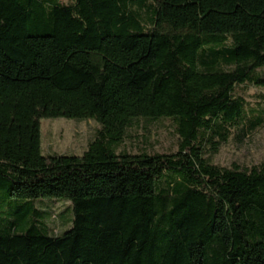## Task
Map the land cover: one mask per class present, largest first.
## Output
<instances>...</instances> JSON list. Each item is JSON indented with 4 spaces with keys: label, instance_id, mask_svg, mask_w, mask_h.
Masks as SVG:
<instances>
[{
    "label": "trees",
    "instance_id": "1",
    "mask_svg": "<svg viewBox=\"0 0 264 264\" xmlns=\"http://www.w3.org/2000/svg\"><path fill=\"white\" fill-rule=\"evenodd\" d=\"M245 85L264 88V0H0V215L22 202L0 264H264V164L210 161L264 123ZM58 118L100 125L82 156L43 154ZM141 119L171 120L177 152L118 153Z\"/></svg>",
    "mask_w": 264,
    "mask_h": 264
},
{
    "label": "rangeland",
    "instance_id": "2",
    "mask_svg": "<svg viewBox=\"0 0 264 264\" xmlns=\"http://www.w3.org/2000/svg\"><path fill=\"white\" fill-rule=\"evenodd\" d=\"M236 95L243 97L250 109L264 111V88L245 85L237 89ZM100 129V125L93 120L44 119L41 121L42 152L44 155L82 156L87 151L89 144L96 139ZM177 150L178 137L171 120L150 121L141 119L134 121L128 129L124 142L117 149V152L173 154ZM210 161L218 167L227 169L234 166L241 169H251L263 165L264 123L252 133L236 132L217 154L210 157ZM4 203L6 204H4L6 214H1L0 219L4 216L7 218L16 216L18 207L22 205V202L17 203L15 200L4 201ZM41 203L45 206H40ZM35 204L38 209L45 213V217L50 219L45 220V224L51 234L62 235L72 227L71 222L74 215L71 202L58 199H40L36 200ZM47 204L48 206H46Z\"/></svg>",
    "mask_w": 264,
    "mask_h": 264
}]
</instances>
